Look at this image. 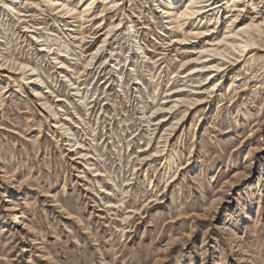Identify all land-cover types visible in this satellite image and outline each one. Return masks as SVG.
Here are the masks:
<instances>
[{
  "label": "rangeland",
  "instance_id": "obj_1",
  "mask_svg": "<svg viewBox=\"0 0 264 264\" xmlns=\"http://www.w3.org/2000/svg\"><path fill=\"white\" fill-rule=\"evenodd\" d=\"M66 1L0 0V264H264V0Z\"/></svg>",
  "mask_w": 264,
  "mask_h": 264
},
{
  "label": "bare ground",
  "instance_id": "obj_2",
  "mask_svg": "<svg viewBox=\"0 0 264 264\" xmlns=\"http://www.w3.org/2000/svg\"><path fill=\"white\" fill-rule=\"evenodd\" d=\"M46 1L51 2L54 5H57V7L66 8L67 9L66 13H69L73 10L72 8H71L72 10L70 9L71 5L69 6L68 2L66 1L67 2L66 3L65 0H46ZM181 1L182 0H166L168 6L163 7V10L168 14L167 18H169L172 21V23H175L176 27L181 26V25L184 26L187 19L189 17H192V15H194L196 12H198L201 9V6H197V4L207 3L210 0H187V2L185 3V7H182V8L179 7L178 8V5L181 3ZM91 3L88 6H91L92 5ZM237 35H238V37L234 38V41H233L235 43V49L237 51H243L249 45L254 43L253 34L247 30H243L242 32H240ZM20 66H21V69L33 70L32 66H30L29 64L23 63V62L20 64ZM36 75H37L36 79L38 80V83L41 84L40 74H36ZM98 151H99V148L96 147L95 152H98ZM116 178H117V175L108 174V176H107V179L116 180ZM20 221L21 220L19 218V214H16L15 215V223H18Z\"/></svg>",
  "mask_w": 264,
  "mask_h": 264
}]
</instances>
